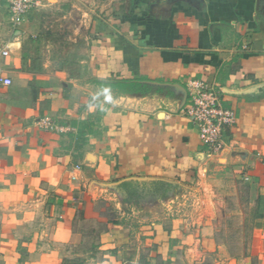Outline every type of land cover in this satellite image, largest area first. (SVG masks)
Segmentation results:
<instances>
[{"label": "crops", "instance_id": "0c3cea01", "mask_svg": "<svg viewBox=\"0 0 264 264\" xmlns=\"http://www.w3.org/2000/svg\"><path fill=\"white\" fill-rule=\"evenodd\" d=\"M35 12L14 29L0 0V76L13 79L0 85V264H264V0H116L69 45ZM194 78L236 111L214 157L186 114ZM242 179L260 207L247 245L217 224L219 189ZM129 181L172 188L130 208ZM194 182L199 204L171 217ZM99 199L117 218L81 260L78 222Z\"/></svg>", "mask_w": 264, "mask_h": 264}, {"label": "rangeland", "instance_id": "374dc122", "mask_svg": "<svg viewBox=\"0 0 264 264\" xmlns=\"http://www.w3.org/2000/svg\"><path fill=\"white\" fill-rule=\"evenodd\" d=\"M113 1L116 0H62L61 3L63 4L60 8L54 6L42 8L44 3L54 4L57 3V0H39V5L30 12L33 13L36 11L34 15L42 17V26H46L45 19L49 20L50 23L46 31L51 35L48 36V38L51 39L53 37L56 39V43L58 40L62 39V44L66 43L69 45L72 41L69 35L75 34V31H79L85 26L84 23H81V20L88 17L89 28L90 21L93 17H96L101 13L103 5L105 4L106 6ZM86 6H88V9ZM1 10L4 12V15H6V9L2 7ZM56 17H62L61 21L63 23L60 24V21L56 20ZM56 27L58 28L57 30H55ZM57 34L60 35L56 36ZM39 37H41L40 34L35 37L31 43H37ZM197 187H199L197 182H194L188 188H178L174 194V199L169 200L168 202L170 204L169 206H166L171 210H169V212L172 213L171 217L175 218L178 217L179 214H186L188 209L191 211L195 205L199 204L200 201L196 200V195L189 196L192 195L189 194L190 192L199 194L198 191H196ZM171 188L172 185L158 181L138 182L135 187L124 188V199H121V201L123 200V204H127L130 208L132 203H142L140 205L141 207H148L152 203L158 205V201L156 200L157 196L168 193ZM219 190L224 198L218 203L217 224L222 229L220 233L233 240H243L244 244L247 245L253 240L252 229L254 220L257 218L260 210L258 201L250 199V188L244 179L236 183L221 186V189ZM130 194L135 196L139 194V197H136L135 199L133 197L130 198ZM176 195H178V198ZM163 202L167 204V201ZM88 210L90 218L88 219V216H85L81 219V222H78V226L83 229L84 239L86 240L85 247L80 249L77 248L78 254L76 257L81 260L82 258L85 260L83 255H88V245H94L96 244V241H98L100 231L98 232L97 229L102 224L111 221L113 222L114 218H117V211L119 208L114 202L99 199L95 201V203L89 204ZM241 211L243 212V215L241 214ZM260 245L262 250H264V240L260 242ZM233 250L241 251L242 249L234 248ZM79 264L85 263L83 261Z\"/></svg>", "mask_w": 264, "mask_h": 264}, {"label": "built area", "instance_id": "2783aa9c", "mask_svg": "<svg viewBox=\"0 0 264 264\" xmlns=\"http://www.w3.org/2000/svg\"><path fill=\"white\" fill-rule=\"evenodd\" d=\"M6 3L12 27L18 29L23 18L39 5V0H6ZM2 54L8 55V49H3ZM12 84L11 77L0 76V85ZM187 87L191 103L186 114L197 126L207 156H217L226 147L225 133L236 122V111L225 105L221 89L212 87L204 79H190ZM40 123L51 129L58 128L48 117L41 119Z\"/></svg>", "mask_w": 264, "mask_h": 264}, {"label": "trees", "instance_id": "16d2710c", "mask_svg": "<svg viewBox=\"0 0 264 264\" xmlns=\"http://www.w3.org/2000/svg\"><path fill=\"white\" fill-rule=\"evenodd\" d=\"M136 184H138L137 181H129V182H125V183L123 184V187H125V188H128V187H135Z\"/></svg>", "mask_w": 264, "mask_h": 264}]
</instances>
